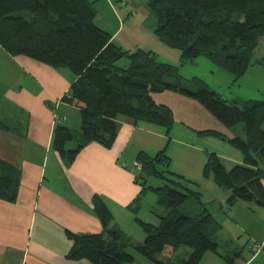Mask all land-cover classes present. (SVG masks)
<instances>
[{
	"label": "trees",
	"instance_id": "16d2710c",
	"mask_svg": "<svg viewBox=\"0 0 264 264\" xmlns=\"http://www.w3.org/2000/svg\"><path fill=\"white\" fill-rule=\"evenodd\" d=\"M98 0H0V46L12 56H27L54 68L70 69L76 79L71 98L83 103L80 131L58 124L53 147L70 163L89 143L96 141L111 147L119 129L118 118L127 116L166 128L169 134L175 122L174 110L157 103L154 95L175 91L193 98L213 116L232 128L243 123L242 136H229L215 129L198 131L218 137L239 150L243 163L228 168L216 152H209L204 165L205 177H211L221 192L227 193L224 208L237 202L264 206V99L237 103L225 100L200 77L186 78L180 65L164 62L153 50H127L113 40V34L96 24ZM156 20L150 24L154 34L166 46L181 53L180 63L199 56L208 57L235 79L241 78L255 61L254 54L264 44V0H146ZM127 59V64L118 62ZM193 85L194 89L185 87ZM0 128L19 133V128L0 120ZM76 140V146L67 145ZM165 150L155 156L138 152L135 164L149 175L163 178L162 186L139 182L141 192L130 205L139 211L140 200L155 192L157 204L170 211L159 215L158 224L136 221L146 237L135 243L115 222L100 195L93 197L94 210L101 221L98 233L68 231L73 246L69 257L93 264H133L134 249L155 264H169L182 246L191 249L181 264H203L207 252L219 254L215 240L222 223L207 207L199 183L184 175L159 169L169 165ZM167 173V174H166ZM21 170L0 158V198L15 202ZM189 199L201 208L196 214L178 210ZM135 205V206H134ZM134 206V207H133ZM239 253L226 256L228 264H237Z\"/></svg>",
	"mask_w": 264,
	"mask_h": 264
},
{
	"label": "crops",
	"instance_id": "0c3cea01",
	"mask_svg": "<svg viewBox=\"0 0 264 264\" xmlns=\"http://www.w3.org/2000/svg\"><path fill=\"white\" fill-rule=\"evenodd\" d=\"M105 1L113 14L110 25L113 16L118 22L107 29L117 44L131 51L147 47L159 59L162 55L171 59L164 62H180L181 53L161 42L153 29L140 31L137 25H131L135 20L132 11L126 9L123 18L111 0L97 3ZM119 1L120 6L129 3ZM75 79L68 68H54L23 55L12 56L0 46V120L19 128V133L0 128V158L21 170L17 200L9 202L0 198V264H93L69 257L73 241L67 234L102 230L93 197L100 195L104 199L123 230L130 214H135L130 205L141 192V185L122 158L130 155L129 147L139 134L165 138L164 133L155 125L120 116L118 134L111 147L93 141L69 163L53 147V137L58 124L68 127L76 124V119L70 117L72 109L80 112L83 106L77 100L64 99ZM198 149L206 150L202 146ZM218 155L235 165L243 163V155L234 159ZM211 189L212 197L205 202L225 233L219 232L215 237L219 254L207 252L202 263L228 264L225 257L239 253L237 264H264V251L258 255L252 253L256 244H262L264 249V206L237 202L225 209L227 193L217 187ZM143 196L145 200L146 195ZM142 208L143 204L139 211ZM156 215L160 220L162 214ZM145 237V232H141L136 239L132 238L139 243ZM240 241L249 245L247 253ZM190 253L186 251L187 256ZM161 258L173 264V255L170 259Z\"/></svg>",
	"mask_w": 264,
	"mask_h": 264
},
{
	"label": "rangeland",
	"instance_id": "374dc122",
	"mask_svg": "<svg viewBox=\"0 0 264 264\" xmlns=\"http://www.w3.org/2000/svg\"><path fill=\"white\" fill-rule=\"evenodd\" d=\"M126 1L129 2L128 4L126 3L127 5L120 6L119 0H111L112 5L115 11L118 12L119 16H123V18H125L126 9L132 11V16L135 17V20L133 21L134 23H131V25H137L140 31L150 30V24H154V20L156 19L153 14H151L146 4V0ZM97 8L98 15L96 18V24L99 27L107 30L109 28L112 29V26L114 27L118 24L114 16L111 20L112 25H110L109 23L113 14L110 11V7L107 5V1L97 3ZM133 17H130V19L132 20ZM144 49L149 50V48L147 47H145ZM160 60L166 61L171 59L162 55ZM254 60L264 62V44H260L257 47L254 54ZM118 64L120 66L126 65L127 59H121ZM175 64L180 65V72L186 78H192L194 76L202 78L206 81L210 88L215 90L225 100H228L230 102L236 101L237 103L242 104V102L250 100L264 99V64L253 63L249 67L247 72L239 79H235L234 75H232L224 68L214 64L206 56H199L192 61L189 60L183 63L179 62ZM184 85L189 89L195 88L193 85L191 86L188 83H184ZM68 91L71 92V90ZM154 97L157 103L167 104L174 110V125L171 128L169 134L167 133L166 128L156 125L154 126L160 132L164 133L165 138H160L157 135L154 136L150 134H139V136L136 138V142H133V144H131L129 147L128 153L130 155L127 154V158L123 157L122 162H126L127 166H129L131 169L130 172L134 174V176L139 177V182L145 181L147 186H162L166 181L163 178L149 175L139 166H136L135 159L138 152L140 151H144L151 156H155L160 150L164 149L171 160L168 166L163 163H159V169H168L173 172H177L180 174L182 173L185 177L197 181L199 183L198 189L202 193V200L204 202L210 200L213 192L211 188H216V185L211 177H205L203 173L204 167L202 165L204 164V162H206L208 153L217 152V154H222L227 158L233 159L237 157V155L239 157L242 154L228 142L218 137L199 134L198 131L200 130L198 129H215L229 136H242L244 134L243 123H238L234 127L229 128L215 116H213L199 102H197L193 98L182 95L175 91H164L161 93H156ZM71 113L72 114L70 115V117L76 119V124L70 126V128L73 130L75 135H78L81 124L80 112L79 110L74 108L72 109ZM191 144L196 145L197 148L192 147ZM75 146L76 140L70 142L67 145V148L72 149ZM199 146L206 148V150L201 152L198 149ZM224 162L226 166L235 165L230 161L224 160ZM145 195V200L143 198L140 200V205L143 204L142 210L136 211L134 215L130 214V218H128L127 220L129 222H126L127 227H124L125 234L129 236L132 235L131 238L133 237L136 239L137 233L144 232L143 228L138 225L139 223L136 221V219L134 220V218L139 217L145 222L158 224L160 220L158 219V216L156 214L160 213L162 215H166L167 212L171 210H168L167 208H164L157 204V196L155 192L148 191L147 194L145 193ZM248 205H251L253 207L256 206V204L254 203ZM199 207L200 206L196 203L195 200L189 199L187 202H185V204L178 207V210L186 213L196 214L201 209ZM251 215L252 217H255L254 214ZM154 219L156 221H153ZM122 222L124 221L122 220ZM129 232L130 234H132L130 235ZM220 233L225 232L220 231ZM240 242L242 245L245 244L242 243L243 241ZM248 246L249 245L245 244L246 253L248 250ZM186 251L192 252L189 247L182 246L180 248V251L174 253L172 259L173 264H181L182 259H188L189 256L186 255ZM263 251L264 249H262L260 252ZM129 252L132 253L135 257L134 264H153L152 261L148 260L134 249H129ZM261 255H263V253Z\"/></svg>",
	"mask_w": 264,
	"mask_h": 264
},
{
	"label": "built area",
	"instance_id": "2783aa9c",
	"mask_svg": "<svg viewBox=\"0 0 264 264\" xmlns=\"http://www.w3.org/2000/svg\"><path fill=\"white\" fill-rule=\"evenodd\" d=\"M64 97L67 98V99H70L71 98V92L70 91H67V93H65V96ZM262 249H263L262 244L255 245L254 246V253H253V255H258L259 253H261L260 251Z\"/></svg>",
	"mask_w": 264,
	"mask_h": 264
}]
</instances>
